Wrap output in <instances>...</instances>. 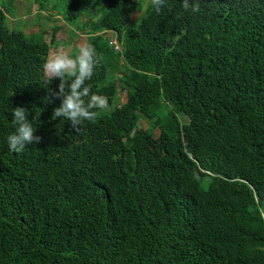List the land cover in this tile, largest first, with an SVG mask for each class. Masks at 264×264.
Instances as JSON below:
<instances>
[{
  "label": "trees",
  "instance_id": "trees-1",
  "mask_svg": "<svg viewBox=\"0 0 264 264\" xmlns=\"http://www.w3.org/2000/svg\"><path fill=\"white\" fill-rule=\"evenodd\" d=\"M192 2L63 0L114 103L77 134L43 83L58 28L12 29L0 0V264H264V0ZM17 106L41 138L21 153Z\"/></svg>",
  "mask_w": 264,
  "mask_h": 264
},
{
  "label": "clouds",
  "instance_id": "clouds-1",
  "mask_svg": "<svg viewBox=\"0 0 264 264\" xmlns=\"http://www.w3.org/2000/svg\"><path fill=\"white\" fill-rule=\"evenodd\" d=\"M164 4L165 0H151V7L156 13L161 11ZM182 8L193 13L201 11L200 4L190 3V0H182ZM98 63L95 47L85 42L79 46L74 57L62 49L53 51L42 66L45 85L55 78L59 79L58 90L51 95L61 102L53 109L51 118L68 121L77 134L85 121L95 122L98 114L96 109H107L109 106L106 96L91 93V89L86 86V81L92 78ZM11 113V124L15 131L8 135L7 146L10 151L21 153L26 144L33 141L39 143L41 138L34 135V127L27 119L26 108L17 106L11 109Z\"/></svg>",
  "mask_w": 264,
  "mask_h": 264
},
{
  "label": "rangeland",
  "instance_id": "rangeland-1",
  "mask_svg": "<svg viewBox=\"0 0 264 264\" xmlns=\"http://www.w3.org/2000/svg\"><path fill=\"white\" fill-rule=\"evenodd\" d=\"M147 1V0H146ZM50 4H55V8H50V11L41 10L38 3L33 0H13V5L8 8L10 16L7 17V25L15 30H21L26 34L46 31L45 39L50 41L52 31L56 27L54 46L50 50V54L55 50L62 49L71 56H75L79 46L85 43L86 34L76 28V24L71 25L63 21L61 18L63 0H50ZM141 11H136L131 15L132 20H135ZM85 17H82L80 22ZM135 24L136 22L133 21ZM119 47L116 39H112V47ZM49 54V55H50ZM124 91L118 89L119 102L124 99ZM112 106L114 103L111 104ZM112 106H108L109 110ZM140 124L146 127V121L141 118Z\"/></svg>",
  "mask_w": 264,
  "mask_h": 264
},
{
  "label": "built area",
  "instance_id": "built-area-1",
  "mask_svg": "<svg viewBox=\"0 0 264 264\" xmlns=\"http://www.w3.org/2000/svg\"><path fill=\"white\" fill-rule=\"evenodd\" d=\"M110 43L112 44V40L110 41ZM115 47L117 48V46L115 45Z\"/></svg>",
  "mask_w": 264,
  "mask_h": 264
}]
</instances>
